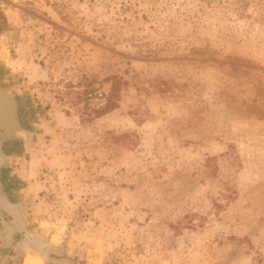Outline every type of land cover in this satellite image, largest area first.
<instances>
[{
  "label": "rangeland",
  "instance_id": "1",
  "mask_svg": "<svg viewBox=\"0 0 264 264\" xmlns=\"http://www.w3.org/2000/svg\"><path fill=\"white\" fill-rule=\"evenodd\" d=\"M0 89V264H264V0H0Z\"/></svg>",
  "mask_w": 264,
  "mask_h": 264
},
{
  "label": "water",
  "instance_id": "2",
  "mask_svg": "<svg viewBox=\"0 0 264 264\" xmlns=\"http://www.w3.org/2000/svg\"><path fill=\"white\" fill-rule=\"evenodd\" d=\"M27 135L28 132L20 118L19 101L16 94L8 89H0V163L3 156L1 151L3 145ZM3 188L0 180L1 192Z\"/></svg>",
  "mask_w": 264,
  "mask_h": 264
},
{
  "label": "crops",
  "instance_id": "3",
  "mask_svg": "<svg viewBox=\"0 0 264 264\" xmlns=\"http://www.w3.org/2000/svg\"><path fill=\"white\" fill-rule=\"evenodd\" d=\"M4 161L7 163H9V161H10V156L8 154H6V152H4V154L1 158L0 166H2ZM3 192H4L3 194H0V207H2L5 210H8L11 215H16L17 214L16 206L6 198V194H5L4 189H3ZM8 192H10V191H8ZM1 199L5 200L7 202V205L3 201H1Z\"/></svg>",
  "mask_w": 264,
  "mask_h": 264
},
{
  "label": "bare ground",
  "instance_id": "4",
  "mask_svg": "<svg viewBox=\"0 0 264 264\" xmlns=\"http://www.w3.org/2000/svg\"><path fill=\"white\" fill-rule=\"evenodd\" d=\"M7 205V204H6ZM25 264H43V262L41 261V259L39 257H27L25 259Z\"/></svg>",
  "mask_w": 264,
  "mask_h": 264
},
{
  "label": "flooded vegetation",
  "instance_id": "5",
  "mask_svg": "<svg viewBox=\"0 0 264 264\" xmlns=\"http://www.w3.org/2000/svg\"><path fill=\"white\" fill-rule=\"evenodd\" d=\"M4 192H1V189H0V194H3ZM1 201H3L5 204H7V202L5 201V200H2L1 199Z\"/></svg>",
  "mask_w": 264,
  "mask_h": 264
},
{
  "label": "trees",
  "instance_id": "6",
  "mask_svg": "<svg viewBox=\"0 0 264 264\" xmlns=\"http://www.w3.org/2000/svg\"><path fill=\"white\" fill-rule=\"evenodd\" d=\"M1 180V179H0ZM2 181V180H1ZM2 184H3V182H2ZM3 186H4V184H3ZM4 190H5V188H3Z\"/></svg>",
  "mask_w": 264,
  "mask_h": 264
}]
</instances>
